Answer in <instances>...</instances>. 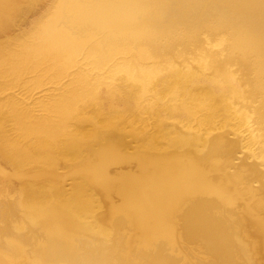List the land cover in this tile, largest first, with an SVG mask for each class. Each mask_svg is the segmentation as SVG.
I'll use <instances>...</instances> for the list:
<instances>
[{
	"label": "bare ground",
	"instance_id": "bare-ground-1",
	"mask_svg": "<svg viewBox=\"0 0 264 264\" xmlns=\"http://www.w3.org/2000/svg\"><path fill=\"white\" fill-rule=\"evenodd\" d=\"M0 264H264V0H0Z\"/></svg>",
	"mask_w": 264,
	"mask_h": 264
}]
</instances>
